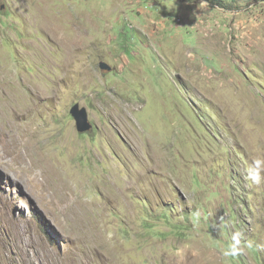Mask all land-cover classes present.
I'll return each mask as SVG.
<instances>
[{
  "label": "rangeland",
  "instance_id": "374dc122",
  "mask_svg": "<svg viewBox=\"0 0 264 264\" xmlns=\"http://www.w3.org/2000/svg\"><path fill=\"white\" fill-rule=\"evenodd\" d=\"M213 1L0 0V264H264V0Z\"/></svg>",
  "mask_w": 264,
  "mask_h": 264
},
{
  "label": "clouds",
  "instance_id": "9594fccd",
  "mask_svg": "<svg viewBox=\"0 0 264 264\" xmlns=\"http://www.w3.org/2000/svg\"><path fill=\"white\" fill-rule=\"evenodd\" d=\"M264 160H255L251 165H249L245 170L244 179L247 182H250L251 185H261L264 183ZM243 234L236 232L232 236V242L227 245L223 251V255L226 258H235L241 255L244 251V248L241 246V239ZM247 247L251 248V242L247 243Z\"/></svg>",
  "mask_w": 264,
  "mask_h": 264
},
{
  "label": "water",
  "instance_id": "95a60500",
  "mask_svg": "<svg viewBox=\"0 0 264 264\" xmlns=\"http://www.w3.org/2000/svg\"><path fill=\"white\" fill-rule=\"evenodd\" d=\"M99 67L101 70H111V68L104 62H101L99 64ZM70 115L76 123L78 132H88L93 128V126L89 122L87 110L85 108H80L78 104L72 106V108L70 109Z\"/></svg>",
  "mask_w": 264,
  "mask_h": 264
},
{
  "label": "bare ground",
  "instance_id": "6f19581e",
  "mask_svg": "<svg viewBox=\"0 0 264 264\" xmlns=\"http://www.w3.org/2000/svg\"><path fill=\"white\" fill-rule=\"evenodd\" d=\"M0 106H1V105H0ZM9 108H10V107H9ZM5 109H6V108H5ZM2 110H3V109H2ZM8 110H9V109H8ZM0 111H1V110H0ZM11 112H12V111L10 110L9 113H11ZM13 114H15V113H13ZM5 115H6V114H5ZM8 115H10V114H8ZM1 116H2V115H1ZM1 116H0V117H1ZM13 116H14V115H13ZM6 117H8V116H6ZM14 117H15V116H14ZM14 117H13V118H14ZM16 118H17V117H16ZM4 119H5V118H4ZM11 119H12V117H11ZM17 119H19V118H17ZM5 120H6V119H5ZM14 120H15V119H14ZM16 121H17V120H16ZM14 122H15V121H14ZM8 123H10V122H8ZM10 124H11V123H10ZM10 124H8V125H10ZM16 126H17V125H16ZM12 127H13V125H12ZM8 128H9V127H8ZM17 128H18V126H17ZM17 128H16V129H17ZM14 129H15V128H14ZM11 131H12V130H11ZM20 132H21V130H20ZM11 133H12V132H11ZM11 133H10V134H11ZM8 135H9V134H8ZM14 135H15V134H14ZM20 135H21V134H20ZM9 137L11 138V136H9ZM13 137H14V136H13ZM18 137H21V136H18ZM14 138H15V137H14ZM19 139H21V138H19ZM10 140H11V139H10ZM10 140H9V141H10ZM13 141H14V139H13ZM10 142H11V141H10ZM16 142H17V141H16ZM20 144H21V143H20ZM12 145H13V144H12ZM21 145H22V144H21ZM5 147H6V146H5ZM9 147H10V144H9ZM16 147H17V146H16ZM12 148H13V147H12ZM21 148H22V147H21ZM21 148H20V149H21ZM27 148H28V147H27ZM23 149H24V148H23ZM17 150H18V149H17ZM15 151H16V150H15ZM9 153H11V152H9ZM21 153H22V152H21ZM21 153H20V154H21ZM8 156H9V155H8ZM13 156H14V155H13ZM20 156H22V155H20ZM23 156H24V155H23ZM14 157H15V156H14ZM15 158H16V157H15ZM22 159H23V158H22ZM25 161H26V160H25ZM35 163H36V162H35ZM26 169H27V168H26Z\"/></svg>",
  "mask_w": 264,
  "mask_h": 264
},
{
  "label": "trees",
  "instance_id": "16d2710c",
  "mask_svg": "<svg viewBox=\"0 0 264 264\" xmlns=\"http://www.w3.org/2000/svg\"><path fill=\"white\" fill-rule=\"evenodd\" d=\"M206 1H207L209 4L214 5V4H213V2H214L213 0H206ZM219 6H222V5H219ZM221 8H224V7H221Z\"/></svg>",
  "mask_w": 264,
  "mask_h": 264
}]
</instances>
